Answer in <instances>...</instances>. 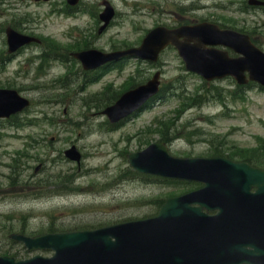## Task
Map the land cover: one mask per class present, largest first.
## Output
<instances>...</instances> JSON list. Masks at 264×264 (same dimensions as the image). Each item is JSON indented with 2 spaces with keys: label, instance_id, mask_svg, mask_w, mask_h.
Instances as JSON below:
<instances>
[{
  "label": "rangeland",
  "instance_id": "1",
  "mask_svg": "<svg viewBox=\"0 0 264 264\" xmlns=\"http://www.w3.org/2000/svg\"><path fill=\"white\" fill-rule=\"evenodd\" d=\"M217 9L220 21L223 23L235 22L238 26L241 25H253L257 30L260 42L264 46V36L259 32L262 26H264V14L259 10L257 12H240L239 7L242 6L243 0H216ZM132 6H133V2ZM210 3H214L211 0ZM118 8L122 12L130 11L131 7L128 5L126 0H116ZM97 6H95L96 9ZM46 5H41L40 10L42 13L45 12ZM214 10V9H212ZM19 11L23 12V9ZM32 13V12H31ZM131 15V14H128ZM32 16H29V18ZM15 19L18 17H12ZM147 18V16H145ZM12 19V21H13ZM88 18L81 17L76 19H59L46 16V17H35L34 23H22L26 26H34L35 31L44 35H50L54 39L68 43L72 42L71 39L67 38L66 31L71 23L86 24ZM130 17H125V21L118 19L115 25L103 36L101 43L109 46L114 40L128 39L129 41L136 40L140 31H133V23L130 21ZM142 25H148L149 20L143 19L138 21ZM85 27V26H84ZM83 27V29H84ZM264 33V29H262ZM84 32V31H83ZM74 33V31H72ZM84 34V33H83ZM77 39H83L82 33L76 31ZM170 62L166 69V76L168 79L175 76L180 72L176 68V64H179L178 58L173 54H169L165 57ZM24 67L15 73V76L11 77L14 81H23L25 83L23 87L26 89V93L32 96L35 100H45L48 91L40 86V90L37 92L33 89L27 88L30 85L36 83L33 77H29L27 74L28 62H23ZM16 65L10 64L9 68L14 70ZM132 64L123 72H112L105 75V77L98 83L91 84L84 92L78 94H69L66 97V104H41L34 106L31 113H35L38 116L47 113L56 119H64L69 117L74 120H82L86 125L85 132L75 133L70 135L71 137H77L80 139V144L87 151H92L93 157L90 159L89 164L102 163L104 171L96 175L95 178H83V181H87L89 184V190L85 194H71L66 196H46L41 198L35 197L34 189L28 188L29 184L22 194H8L11 191H17L22 189L18 186L17 182L8 188L9 179L6 177L9 175V166H4L3 163H9L10 157L15 153L16 149L20 148L22 141L8 136L0 135V177L2 185L0 187V223L6 216L12 215L13 218H18L22 221V216H26V224L29 231H39L42 227L46 226L48 222L54 219L59 224L68 225L70 223H98L111 221L121 218L130 217H141L146 214H150L156 210L154 204L150 203V199H157L171 191H176L179 188L175 185L165 186L159 184H152L149 180L136 181L134 179L122 177L119 175L126 171V163L123 158L124 149H134L139 143H143L147 139L156 138V136L148 137L145 134V129L151 127L153 118L159 115L158 118L175 117L176 114L170 113L168 115L164 109L167 107L168 111L176 105L175 100H170V104L166 107H159L153 110L142 111L131 126L124 127L122 130L114 133H103L99 130L100 110L94 108L91 103L90 106L82 107L83 100L81 96L93 95L104 89L106 85L113 82V90H119L121 84L126 80L125 78L132 70ZM65 68L61 64H55L51 69L50 75L55 74L56 76L61 75ZM152 69L148 68V71ZM7 81V78L0 73V84ZM46 81V80H44ZM42 81V82H44ZM31 87V86H30ZM251 93V92H250ZM100 104L101 102H95ZM65 113L62 115V112ZM223 112V107L218 106L215 102H209L203 105L201 108L188 109L182 118L176 120L178 124L185 123L187 126L201 127L208 133H217L225 135L230 140V143L236 145L253 146L256 145L257 136L264 137V93L254 90L250 94V99L245 103L241 102H230V107L227 110V116L221 117L220 113ZM208 115L210 121L203 120L204 116ZM60 120H58L59 122ZM45 127H52L53 125L43 124ZM140 128L137 133L135 130ZM10 133L11 130H8ZM122 131V132H121ZM183 134V131L180 130ZM52 134H57L53 131ZM68 136L67 133L60 134L57 145L62 147L67 145V140L64 138ZM202 135L194 136L195 140H198ZM180 147L176 150L179 153H187L192 150L196 153L203 152L206 146L198 145L195 149H189L183 143H177ZM105 151L106 155L100 153ZM107 151V152H106ZM36 153V151H32ZM27 164L28 168L24 171L23 177L29 178L33 169L38 162H34L29 159ZM88 167L83 168V172L80 174L87 173ZM81 176V177H82ZM80 177V178H81ZM30 179V178H29ZM96 180L101 183L100 187L96 185ZM118 185V186H116ZM115 186L110 189V187ZM77 207L83 209L79 212L76 210ZM90 210L89 212L82 213V211ZM15 223H21L19 220H15Z\"/></svg>",
  "mask_w": 264,
  "mask_h": 264
},
{
  "label": "water",
  "instance_id": "2",
  "mask_svg": "<svg viewBox=\"0 0 264 264\" xmlns=\"http://www.w3.org/2000/svg\"><path fill=\"white\" fill-rule=\"evenodd\" d=\"M213 189L212 186L211 191ZM223 195L213 194L210 198L192 195L173 200L153 220L75 234L55 241L57 256L47 264H215L209 254L210 258L196 255V243L202 249L209 224L201 211L203 205L192 207L193 203L207 202L208 208L212 204L225 206L235 218L234 222L239 214H243V222L232 224V228L242 226L259 232L264 228V222L260 224L252 214L258 199L252 200L248 191ZM199 222L201 226H198ZM1 264H9V261L4 260Z\"/></svg>",
  "mask_w": 264,
  "mask_h": 264
}]
</instances>
